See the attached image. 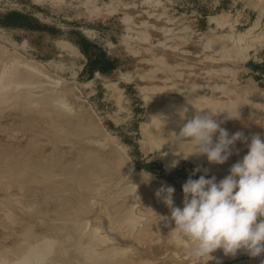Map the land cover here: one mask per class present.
<instances>
[{
	"label": "rangeland",
	"instance_id": "obj_1",
	"mask_svg": "<svg viewBox=\"0 0 264 264\" xmlns=\"http://www.w3.org/2000/svg\"><path fill=\"white\" fill-rule=\"evenodd\" d=\"M11 14L26 17L33 29L0 24V68L5 71L4 66L14 64L12 71L24 68L39 75L32 76L34 83L31 77L21 79L29 82V89L16 81L15 88L24 87L17 91L8 85L7 74L0 80V86L4 82L13 93L7 97L1 86L6 92H0V105L8 107L7 97L18 108L4 111L0 106V264L6 255L9 260L20 251L21 242L28 244L23 246L27 255L34 251L27 247L44 239L53 241V249L41 253L45 258L40 255V262L34 257L32 264H115L112 255H121L119 264H194L188 246L171 232L174 225L164 219L170 210L155 192L161 185L173 186L174 204L182 207L187 179L198 178L206 169L219 181L247 153V145L238 142L224 165H210L203 156L185 160L174 155L191 151L172 135L186 122L179 115L183 108H188V119L195 110H239L236 120L226 119V114L217 117L221 127L230 134L264 137V0H0V22ZM82 40L96 47L93 55L114 61L115 68L91 75L88 56L76 46ZM13 95L40 104L30 103L24 110L20 98L12 104ZM50 101L59 115L51 106L54 117L48 116L51 107L45 104ZM22 152L30 154L25 164L18 163ZM41 156L44 160L38 159ZM81 156L87 160L81 162ZM90 157L102 158L107 165L111 161L112 172L105 178L109 185L97 182L103 185H93L101 188L95 193L92 184L88 186L90 179L86 185L83 174L78 175L80 167L75 170ZM173 159L180 163L169 169ZM197 167L201 172L192 176ZM64 169L73 175L63 176ZM42 172L44 183H28ZM144 172L151 174L150 182ZM119 206L125 213L132 208L134 214L151 217L156 230L146 234L140 221L135 232L119 229L109 218ZM66 225L76 228V240ZM79 242L92 244L94 252L76 254ZM71 254L75 258L70 259ZM213 256L209 264H264V256L250 258L243 251L230 257L218 250Z\"/></svg>",
	"mask_w": 264,
	"mask_h": 264
},
{
	"label": "clouds",
	"instance_id": "obj_2",
	"mask_svg": "<svg viewBox=\"0 0 264 264\" xmlns=\"http://www.w3.org/2000/svg\"><path fill=\"white\" fill-rule=\"evenodd\" d=\"M187 112L188 108L179 112L186 122L178 135H172L191 151L174 155L185 160L203 156L210 165H224L238 142L247 145V153L219 181L216 176L209 177L206 169L198 178L187 179L182 185V207L174 204L175 188L161 185L155 196L170 210V217L164 219L174 225L171 232L188 246L194 264H209L218 250L230 257L241 251L250 258L264 256V137L254 134L248 138L240 131L230 134L221 127L217 117L226 114V119L236 120L239 110H195L190 119ZM162 122L165 124L164 119ZM179 163L173 159L168 167L174 169ZM200 172L197 167L192 176ZM144 173L146 183L150 182L151 174ZM33 254L30 251L20 264H32Z\"/></svg>",
	"mask_w": 264,
	"mask_h": 264
},
{
	"label": "bare ground",
	"instance_id": "obj_3",
	"mask_svg": "<svg viewBox=\"0 0 264 264\" xmlns=\"http://www.w3.org/2000/svg\"><path fill=\"white\" fill-rule=\"evenodd\" d=\"M14 65V64H13ZM13 65H11L12 67H13ZM10 66V67H11ZM4 67H8L7 69H9L8 71H6L7 69H5V71H3L4 70V68L2 69V68H0V70H1V72H0V80L2 81V79L4 80V78L6 79L7 78V76H6V74L8 75V85L11 87V84H13V86L12 87H14L15 88V86L14 85H16V81H17V84H19V85H21L20 84V82H21V79H23L24 81H30V78L29 77H31V80H34V81H31V83H34V82H36L35 81V79H34V75L36 74V76L37 75H39V74H37L36 72H35V74H34V70H32L31 72H33V74L34 75H32V73L30 74V72L28 71V72H26L25 71V69L24 68H19V70H24L25 71V73H23L24 71H22V72H20L19 70H17L16 69V67H15V69L17 70L16 72H15V69L14 68H11V69H14L13 71H14V73L12 74V73H10L9 71H12V70H10V67L9 66H4ZM17 67H19V66H17ZM12 71V72H13ZM7 72H9L11 75H9V73H7ZM38 73H39V71H37ZM27 73L29 74V75H31V76H29V75H27ZM41 74V73H40ZM32 76H34V77H32ZM33 78V79H32ZM7 80H5V81H7ZM23 80H22V82H23ZM1 81H0V83H1ZM20 81V82H19ZM26 81V82H27ZM21 82V83H22ZM15 83V84H14ZM30 83V84H31ZM3 84H5L4 82H3ZM3 84H1V86L3 87ZM6 84H7V82H6ZM25 83H22V85L24 86V87H28V84H29V82H28V84L25 86L24 85ZM8 85H7V87H8ZM19 85H17V87L15 88L16 89V91L17 90H21L20 88H23V90H24V87H21V86H19ZM1 86H0V92L1 93H3V92H6V94H8V95H6L7 97L8 96H10V95H12L13 93L12 92H10V93H8L9 91H11L10 89H7V87H3V90H6V91H3L2 89H1ZM18 86H19V88H18ZM29 86H31V85H29ZM33 86V85H32ZM27 87L25 88V89H27ZM4 88H6V89H4ZM28 89H29V87H28ZM9 90V91H8ZM12 91H14V93L16 92L14 89L12 90ZM28 91V90H27ZM26 91V92H27ZM18 92H20V91H18ZM29 92V91H28ZM1 93H0V98L2 99V95H1ZM17 93V92H16ZM4 94V93H3ZM10 94V95H9ZM19 94V93H18ZM27 95V94H26ZM29 95V94H28ZM28 95H27V97H28ZM4 96V95H3ZM16 96V95H15ZM7 97H5V98H7ZM14 97V95L12 96V98ZM53 97V96H52ZM51 97V98H52ZM4 98V97H3ZM4 98V100H7V101H9L10 102V104L8 103L7 104V101H3L5 104L4 105H8V107H12L13 105H11V101L7 98V99H5ZM12 98H10L11 100H12ZM18 98H20L19 97V95H18V97H17V99ZM30 99V101H31V97H29ZM15 99H16V97H15ZM14 98H13V101H12V104H15V102H19L20 103V105H21V101H25L27 98H20L21 99V101H20V99H16L15 100ZM23 99V100H22ZM33 99H34V97H33ZM40 99V98H39ZM46 99V98H45ZM49 99V98H48ZM55 99V98H54ZM14 100H15V102H14ZM28 100V101H29ZM34 100H36V99H34ZM38 100V99H37ZM36 100V101H37ZM42 100V99H41ZM51 100V99H50ZM57 100V99H56ZM2 100H0V104L2 103L1 102ZM23 101V102H24ZM27 101V100H26ZM27 101V102H28ZM36 101L34 102H30V103H25L24 104V106H22L23 105V103H22V105L20 106L19 105V107H21V108H23L24 109V107H26L27 105H29L30 104V106H33V105H35L36 104ZM45 101V100H44ZM17 102V103H18ZM38 102V104H40V102L39 101H37ZM52 101H50L49 103L51 104H49V106H47V104H48V100H47V104H45L46 105V108L48 107V108H50L51 106H53L54 107V109H55V106H54V104L52 105V103H54V102H52ZM61 102V101H60ZM41 103H43V100L41 101ZM45 103V102H44ZM43 103V104H44ZM58 103V102H57ZM56 104V103H55ZM16 105V104H15ZM15 105L13 106V107H15ZM26 105V106H25ZM37 105V104H36ZM1 106V105H0ZM2 106H3V104H2ZM1 106V107H2ZM18 106V105H17ZM38 106H40V109L42 108L41 106L42 105H38ZM44 106V105H43ZM1 107H0V112H1ZM7 106H4V107H2V109L5 111L6 110V108H8ZM34 107V106H33ZM32 107V108H33ZM36 107V106H35ZM53 107H51L50 108V110H52L53 109ZM15 108H17V107H15ZM28 108H29V106H28ZM31 108V109H32ZM38 108V110H39V107H37ZM44 109H45V107H43ZM43 108H42V110H43ZM12 109V108H11ZM10 108H8V111L10 110V111H14V109H12L11 110ZM18 109V108H17ZM16 109V110H17ZM31 109L29 108V110H30V112H31ZM34 109V108H33ZM32 109V110H33ZM53 109V110H54ZM21 111H22V109H20ZM25 110V109H24ZM35 110V111H34ZM33 111L34 112H37L36 110V108L34 109ZM49 110V109H48ZM48 111L47 112V109H45V110H43V111H46L47 112V114H48V116L49 117H54L53 115H54V113H52L53 112V110L52 111ZM3 111V112H4ZM55 111V114H58V111H56V109L54 110ZM26 112H29V111H26ZM39 112H41V111H39ZM46 112H43V113H45V115H43L42 114V112H41V116L43 117L44 116V118L46 117V119L48 118L47 117V114H46ZM23 113V112H22ZM35 114H37L38 115V113H35ZM7 115V114H6ZM59 115V114H58ZM39 116V115H38ZM40 117V116H39ZM56 117H58V116H55V118ZM60 117V116H59ZM49 119H51V120H53V118H49ZM48 119V120H49ZM57 119V118H56ZM51 120H49V121H51ZM57 120H59V119H57ZM55 122V121H54ZM53 121H52V124L54 123ZM60 122V121H59ZM55 123H57V122H55ZM54 123V124H55ZM59 124V123H58ZM56 125L57 124H55V126H54V128H56ZM62 125H64V124H62ZM58 126V125H57ZM59 127H61L60 125H59ZM58 128V127H57ZM62 129V128H61ZM74 132V131H73ZM75 132H76V130H75ZM42 135V134H41ZM55 135V134H54ZM57 136H59V135H57ZM54 138L56 139V135L54 136ZM53 138V139H54ZM58 139L60 138L61 139V137H57ZM47 139V138H46ZM59 139V140H60ZM63 139V138H62ZM51 140H52V138H51ZM55 141V140H54ZM58 141V140H57ZM47 142H48V140H47ZM49 142H50V140H49ZM52 142H53V140H52ZM52 142H50V144H53L52 146H54V143H52ZM60 142H62V140L60 141ZM35 145H37L39 142H33ZM44 143V142H43ZM32 144V143H31ZM34 144H32L33 145V148L35 147V145ZM49 144V145H50ZM48 145V144H47ZM57 145V144H56ZM38 147V146H37ZM39 147H41V146H39ZM30 148V147H29ZM32 148V147H31ZM32 148V150L33 151H36V149H33ZM41 149V148H40ZM27 150V152L29 153V151H28V149H26ZM26 150H25V152H26ZM32 152V151H31ZM28 153H25V154H23V152H22V154L18 157L19 158V160H18V163L19 164H25V163H27L28 162V160H29V155L27 156V154ZM32 154V153H31ZM35 155V154H34ZM83 156H85V155H83ZM83 156H81V158L83 157ZM34 157V156H33ZM44 156H41V158L39 157L38 159H42ZM85 158H87V155H86V157ZM91 158V157H90ZM31 159V158H30ZM84 159V157L81 159V160H83ZM42 160H44V159H42ZM84 160H87V159H84ZM84 160L83 161H81V162H84ZM107 162H108V165L106 164V162L104 161V160H102V158L100 159V158H97V157H94L93 159L91 158V161H87L86 163H84L83 164V167L81 166L82 165V163L81 164H79V165H77V167H76V165H73L72 164V167L71 166H69V167H71V168H75V170H78L79 169V167H80V170H81V168H83V172H81L80 170H78L77 172L79 173L78 175H80V173H82L81 175L83 176V179H82V181H84V184L86 183V185L88 184L87 182H86V180L87 179H90L89 180V185L88 186H90L91 184H92V186L94 185V186H97V184H100V183H97V182H103V184L105 183L106 185H109L108 184V182L106 183L105 181V178H107V176H109L110 174L108 173V175H107V172H109V170H110V166L109 165H111L110 164V162L107 160ZM17 164V163H16ZM74 164H78V162L77 163H75L74 162ZM71 165V164H70ZM112 165H114V164H112ZM115 165H116V163H115ZM21 166V165H20ZM109 166V167H108ZM120 167V166H119ZM14 168H16V166H14ZM68 168V167H67ZM113 167H111V169H112ZM69 169V168H68ZM68 169H67V171H65V169H64V173H63V176H66V177H68V175H67V173H65V172H68ZM70 171L69 172H71V170H73V169H69ZM75 170H73L72 172H73V174H74V172H75ZM80 171V172H79ZM111 171V170H110ZM34 172V171H33ZM69 172H68V174H69ZM112 172V171H111ZM110 172V173H111ZM36 173V172H35ZM43 174V175H42ZM42 174H40L39 176H37V177H32L30 180H28V183H34V184H41V183H44V181H43V179H41V177H43L44 175H46L45 173H43L42 172ZM48 174H50V173H48ZM52 174V173H51ZM65 174V175H64ZM70 174H72V173H70ZM70 174H69V176H70ZM72 174V175H73ZM42 175V176H41ZM76 175V180L77 181H80L78 178H80V176L79 177H77V174H74V176ZM107 175V176H106ZM60 176H62V175H60ZM62 176V177H63ZM111 177V176H110ZM65 178V177H64ZM71 178H72V176H71ZM71 178H69V179H71ZM0 179H1V177H0ZM50 179V178H49ZM57 179V178H56ZM61 180H62V178H60ZM68 179V180H69ZM74 179V178H73ZM73 179H71V181L73 182ZM52 180V179H51ZM60 180V181H61ZM76 180H74V181H76ZM108 180H110L109 178H108ZM56 181V180H55ZM57 181H59V178H58V180ZM56 181V183H54V184H58V182ZM60 181H59V184H61V183H63V180H62V182L60 183ZM76 181V182H77ZM81 181V182H82ZM88 181V180H87ZM90 181H92V182H90ZM24 182V181H23ZM41 182V183H40ZM52 183H53V181H51ZM94 182H96V184H94ZM79 184H81L82 185V183H80L79 182ZM103 184H100V185H103ZM85 185V186H86ZM100 185H98V186H100ZM84 186V185H83ZM92 186H90V188L92 187ZM94 186L92 187V189H94V190H92V192H94L95 193V188H94ZM1 187V186H0ZM102 187V186H101ZM84 188V187H83ZM89 188V187H88ZM89 188V189H90ZM85 189H86V191L87 190H89V189H87L86 187H85ZM99 188L97 187L96 188V190H98ZM90 191V190H89ZM98 191H101V188L98 190ZM98 191H96V193L98 192ZM123 205V204H122ZM128 206V205H127ZM120 207V206H119ZM129 208L130 207H132V205H130V206H128ZM129 208H127V209H129ZM124 209H125V207H123V206H121L120 208H116V209H113V214H112V216L111 215H109V218L111 217V219H110V222H112L111 220H113V224L114 225H119V229H128V230H130V231H133V232H135L134 231V229L136 228V226H138V227H140L139 226V222L138 221H140L141 222V229L143 228L144 229V231L143 232H145L146 234L147 233H149V234H151V232L153 231V230H156V225H154V223H153V220H151V217L149 218V217H147V218H144L145 217V215H144V217H143V214L141 215V211H138L137 212V214H134L133 213V209L131 208L130 209V211L129 212H127V213H125V211H124ZM78 213V212H77ZM148 213V212H147ZM146 213V214H147ZM7 214V215H6ZM6 214H3V216L4 217H6V216H10L8 213H6ZM79 214V213H78ZM80 214H81V212H80ZM148 215V214H147ZM76 216H78L77 214H76ZM138 216H140V217H138ZM149 216V215H148ZM79 217V216H78ZM78 217H77V219H78ZM81 217V216H80ZM11 218V219H10ZM10 218H9V221H12V217L10 216ZM82 218V217H81ZM6 219H8L7 217H6ZM66 219V221L69 219H67V217L65 218ZM71 219H73V218H71ZM142 219H144L143 221H141ZM14 221H15V219H13ZM64 220V219H63ZM81 221V220H80ZM11 223H13V221L11 222ZM90 223V222H89ZM139 223V224H138ZM94 225H96V224H94ZM121 225H125L124 227H121ZM67 226V225H66ZM65 226V227H66ZM78 226H80V224L78 225ZM67 227H69V226H67ZM81 227V226H80ZM73 228H75V227H72V226H70L69 227V232H71V235L73 236V238L76 240V238H78L79 237V233L78 232H76L77 230H76V228H75V232H74V230H73ZM78 228V227H77ZM58 229V228H57ZM95 229V228H94ZM94 229H93V231H94ZM117 229V228H116ZM118 229V230H119ZM138 229V228H137ZM79 230V229H78ZM85 230V229H84ZM96 230V229H95ZM115 230V229H114ZM84 232V231H83ZM96 232V231H95ZM61 233V232H60ZM118 234V233H117ZM142 235H143V233H141ZM96 236H100V235H98V234H95ZM145 235V234H144ZM72 236H71V238H72ZM85 236H87V234H85ZM96 236H94L95 238H96ZM141 236V235H140ZM30 237V236H29ZM82 237V236H81ZM88 237H90L89 235H88ZM139 237V236H138ZM146 237V236H145ZM36 238V240H38L39 239V237H38V239H37V237H35ZM35 238H34V241H36L35 240ZM69 238V237H68ZM87 238V237H86ZM153 238V237H152ZM41 239V238H40ZM40 239H39V241H40ZM96 239H98V238H96ZM102 239V238H101ZM155 239V238H154ZM163 239V238H162ZM43 240V239H42ZM41 240V241H42ZM82 240V239H81ZM139 240H142V239H139ZM26 242V241H25ZM52 242L53 241H49V240H47V239H44L42 242H38L37 241V243L35 244V245H32V247L31 246H29V247H27V248H32V249H34V251L33 250H31V252H33L34 254H33V257H32V259H34V257L35 258H37V259H39V258H41L42 257V254L41 253H45V252H47V253H51L50 251H52V247H53V244H52ZM98 242H99V240H98ZM23 242H21L19 245H18V243H17V245H18V247L20 248H18L17 247V245H16V249L18 250H20V251H18V252H16V253H14V254H16V256L13 254V256H11L13 259L12 260H10L11 259V257H9V260L8 259H6V257H8V255H10V254H8V255H6V257L3 259V261H4V263L5 264H20V262H21V260L26 256V249H24V248H26V247H23V246H28V244L26 245L25 243V245H23L22 244ZM22 244V245H21ZM106 245V244H105ZM108 245V244H107ZM21 246H22V248H21ZM50 246H52V247H50ZM92 244H88V243H86V242H79L78 243V245H76V247H75V249H76V252L79 250L80 252L82 251L83 253H85V251H87L88 253L90 252V253H92V252H94L93 250H92ZM49 248H50V250H49ZM52 248V249H51ZM102 248V247H101ZM104 248V247H103ZM102 248V249H103ZM107 248V247H106ZM22 249H24V250H22ZM109 249V248H108ZM17 250H15V251H17ZM100 251V250H99ZM14 252V251H13ZM30 252V251H29ZM79 252V254H81ZM86 252V253H87ZM46 253V254H47ZM76 254H78V252L76 253ZM97 254V253H96ZM41 255V257H39ZM75 254H71V256H70V259L71 258H75V256H74ZM45 256V254L43 255V257H42V259L43 258H45L44 257ZM47 256V255H46ZM120 257H121V255H119ZM17 257V258H16ZM119 257V258H120ZM14 258H16V259H14ZM111 259H113V258H115V261H116V263L115 264H119V258L117 257V256H114V255H112L111 257H110ZM42 259H39V261H37V262H40V261H42ZM44 260V259H43ZM79 260V259H78ZM2 261V262H3ZM76 262H77V260H76ZM78 264H80V262H78ZM84 264H89V263H87V262H85L84 261ZM143 264V263H142Z\"/></svg>",
	"mask_w": 264,
	"mask_h": 264
},
{
	"label": "trees",
	"instance_id": "obj_4",
	"mask_svg": "<svg viewBox=\"0 0 264 264\" xmlns=\"http://www.w3.org/2000/svg\"><path fill=\"white\" fill-rule=\"evenodd\" d=\"M27 20L28 19L26 17H23L21 15L11 14V15H6L1 20L0 24L11 25L13 27H17L25 30H32L33 28L26 23ZM76 46L83 55L88 56L90 60L88 68L91 75H93L94 72L107 73L115 68V62L107 59L104 54L98 55L99 57L97 56V54L93 55L94 50H96V47L93 44H90L87 41L82 40L76 43Z\"/></svg>",
	"mask_w": 264,
	"mask_h": 264
}]
</instances>
